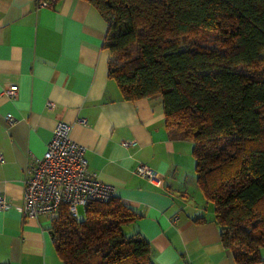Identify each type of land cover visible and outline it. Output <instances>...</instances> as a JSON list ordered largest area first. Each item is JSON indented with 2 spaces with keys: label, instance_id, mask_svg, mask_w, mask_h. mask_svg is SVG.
<instances>
[{
  "label": "crops",
  "instance_id": "1",
  "mask_svg": "<svg viewBox=\"0 0 264 264\" xmlns=\"http://www.w3.org/2000/svg\"><path fill=\"white\" fill-rule=\"evenodd\" d=\"M108 32L88 0H0V194L12 204L0 210V263L64 264L48 217L24 216L22 191L65 121L86 147L88 170L138 213L124 230L150 242L156 264H238L198 184L195 143L167 125L161 95L124 97L109 76ZM11 84L17 98L4 93ZM139 164L157 170L162 185L140 176Z\"/></svg>",
  "mask_w": 264,
  "mask_h": 264
},
{
  "label": "trees",
  "instance_id": "2",
  "mask_svg": "<svg viewBox=\"0 0 264 264\" xmlns=\"http://www.w3.org/2000/svg\"><path fill=\"white\" fill-rule=\"evenodd\" d=\"M88 1L109 22L110 78L126 99L162 96L167 125L195 143L223 245L238 264H264V0ZM206 31L217 46L181 49ZM138 216L116 196L83 219L62 204L56 250L64 264H156L150 242L124 230Z\"/></svg>",
  "mask_w": 264,
  "mask_h": 264
},
{
  "label": "built area",
  "instance_id": "3",
  "mask_svg": "<svg viewBox=\"0 0 264 264\" xmlns=\"http://www.w3.org/2000/svg\"><path fill=\"white\" fill-rule=\"evenodd\" d=\"M54 1L38 0V5L50 6ZM18 92L16 84L4 89V93L12 98H17ZM48 106L51 107V103ZM7 119L11 124L16 120L11 114ZM80 121L88 123L85 118ZM71 128L70 123L59 121L43 157L28 167L22 191L25 217L45 215L52 221L58 216L62 204H67L69 212L77 217L80 206L85 208L92 201L108 202L116 196L114 185L100 180L88 170L86 147L71 137ZM123 144L129 146L133 141H124ZM3 160L0 153V162ZM136 172L153 185H162V176L153 167L139 164ZM11 205L8 198L0 194V210H6Z\"/></svg>",
  "mask_w": 264,
  "mask_h": 264
},
{
  "label": "rangeland",
  "instance_id": "4",
  "mask_svg": "<svg viewBox=\"0 0 264 264\" xmlns=\"http://www.w3.org/2000/svg\"><path fill=\"white\" fill-rule=\"evenodd\" d=\"M215 35L212 32L206 31L202 33L200 36L197 37H183L182 38V44H181V49L187 48L190 43L194 41H199L202 42L204 45L210 46V47H215L217 46L215 42ZM264 66V64L262 65ZM237 69L241 72H244L247 70L246 66H238ZM175 128V127H173ZM85 217V208L80 206L79 207V215L77 216L78 219H83Z\"/></svg>",
  "mask_w": 264,
  "mask_h": 264
},
{
  "label": "water",
  "instance_id": "5",
  "mask_svg": "<svg viewBox=\"0 0 264 264\" xmlns=\"http://www.w3.org/2000/svg\"><path fill=\"white\" fill-rule=\"evenodd\" d=\"M50 232L52 233V235H54V232H53V230H51Z\"/></svg>",
  "mask_w": 264,
  "mask_h": 264
}]
</instances>
